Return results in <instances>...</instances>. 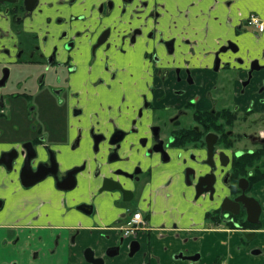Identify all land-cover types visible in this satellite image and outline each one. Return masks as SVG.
<instances>
[{
	"label": "flooded vegetation",
	"instance_id": "flooded-vegetation-1",
	"mask_svg": "<svg viewBox=\"0 0 264 264\" xmlns=\"http://www.w3.org/2000/svg\"><path fill=\"white\" fill-rule=\"evenodd\" d=\"M204 1L0 0L2 264L132 258L155 218L201 216L243 244L263 229L264 44L248 19L264 20L221 22L220 0L191 8ZM84 218L105 224L81 245Z\"/></svg>",
	"mask_w": 264,
	"mask_h": 264
},
{
	"label": "crops",
	"instance_id": "crops-1",
	"mask_svg": "<svg viewBox=\"0 0 264 264\" xmlns=\"http://www.w3.org/2000/svg\"><path fill=\"white\" fill-rule=\"evenodd\" d=\"M211 6L212 0H207L203 4H195L191 8L197 11L198 7L207 10ZM252 11L264 20V0H220L216 9L211 11V15L219 17L220 21L224 22L226 21L224 14L229 12L234 24ZM255 31L260 43L264 44V30L262 32ZM4 184L0 180V189L3 186L11 187V184ZM258 189H260L259 186L255 188L257 193ZM263 191L260 195L262 198H264ZM171 206H176V204L170 201L161 204L159 207L163 210L169 209ZM96 221L99 225L105 224V221L97 218L83 219L82 225L86 230L79 238L81 245L94 241L92 239L98 237V234H89L94 229L93 226H96ZM173 222H177V225L174 226ZM152 223L157 229L151 234L149 248L146 245V237L141 235L139 237L140 250L132 258L122 256L108 260L107 264H214L220 259H225L228 264H264V219L263 229L259 231L256 238L247 240L244 244L238 230L207 225L201 216L193 221L190 219L182 222H178L177 217H170L167 220L155 218ZM2 239L5 240V238H1L0 241ZM128 242L129 240H126L125 250ZM112 243L113 240H107L104 241L103 246L106 247ZM257 248L260 250L254 251ZM179 250L185 254L199 253L200 257L197 260L174 258V254Z\"/></svg>",
	"mask_w": 264,
	"mask_h": 264
},
{
	"label": "built area",
	"instance_id": "built-area-1",
	"mask_svg": "<svg viewBox=\"0 0 264 264\" xmlns=\"http://www.w3.org/2000/svg\"><path fill=\"white\" fill-rule=\"evenodd\" d=\"M248 22L251 26L257 31H262L264 29V22L255 14H251L249 16ZM142 223L141 213L139 211L135 212L131 217L127 224V228L137 227ZM221 264H227L226 262H222Z\"/></svg>",
	"mask_w": 264,
	"mask_h": 264
},
{
	"label": "rangeland",
	"instance_id": "rangeland-1",
	"mask_svg": "<svg viewBox=\"0 0 264 264\" xmlns=\"http://www.w3.org/2000/svg\"><path fill=\"white\" fill-rule=\"evenodd\" d=\"M250 29H252V28H250ZM100 206H101V210H102V205H100ZM97 210L100 211V209H96V211ZM103 213H104V211H102L101 215ZM2 233L3 232H0V239L1 238H4V236H3ZM7 239H10V237L9 236H6L5 237V240H7ZM8 260H11V247H10V245L3 246L2 244H0V264L4 263L5 261H8Z\"/></svg>",
	"mask_w": 264,
	"mask_h": 264
},
{
	"label": "water",
	"instance_id": "water-1",
	"mask_svg": "<svg viewBox=\"0 0 264 264\" xmlns=\"http://www.w3.org/2000/svg\"><path fill=\"white\" fill-rule=\"evenodd\" d=\"M251 200V199H250ZM252 200H253V198H252ZM256 202V201H255ZM226 203V201H224L223 202V204H225ZM257 203V202H256ZM1 204V203H0ZM228 208H226L224 205H222V210H227ZM255 214L257 215L258 214V210L255 212ZM250 221H252V222H256L257 221V218H255V219H250ZM185 257V256H184Z\"/></svg>",
	"mask_w": 264,
	"mask_h": 264
}]
</instances>
